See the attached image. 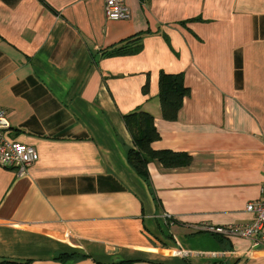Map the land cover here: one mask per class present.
<instances>
[{"label":"crops","instance_id":"1","mask_svg":"<svg viewBox=\"0 0 264 264\" xmlns=\"http://www.w3.org/2000/svg\"><path fill=\"white\" fill-rule=\"evenodd\" d=\"M125 3L110 21L104 0H0L4 136L39 155L22 175L0 167V259L264 264V228L257 243L208 229L252 223L264 188V0ZM162 75L188 89L176 120ZM136 112L155 119V151L191 163L140 175Z\"/></svg>","mask_w":264,"mask_h":264},{"label":"trees","instance_id":"2","mask_svg":"<svg viewBox=\"0 0 264 264\" xmlns=\"http://www.w3.org/2000/svg\"><path fill=\"white\" fill-rule=\"evenodd\" d=\"M127 52L130 50L118 48L111 54ZM160 85L163 117L171 121L176 120L188 93V89L184 85V77L183 75H162ZM124 122L135 145V149L129 152V163L140 175L147 174L148 159L157 160L168 169L184 167L191 163V157L186 153L171 150L155 151L152 148V145L161 139L152 115L146 112H136L124 116ZM65 258H71V256L65 254L58 259L64 260ZM0 264H31V262L0 259Z\"/></svg>","mask_w":264,"mask_h":264},{"label":"built area","instance_id":"3","mask_svg":"<svg viewBox=\"0 0 264 264\" xmlns=\"http://www.w3.org/2000/svg\"><path fill=\"white\" fill-rule=\"evenodd\" d=\"M126 0H104L105 14L110 21H124L130 18V10ZM10 129L6 113L0 109V167L16 168L19 174L26 173L27 168L39 159L38 152L30 146L8 140L4 133ZM247 211L253 213L252 223L245 226H229L226 228L208 227L216 234L223 236H239L257 243L264 228V188L260 200L248 204Z\"/></svg>","mask_w":264,"mask_h":264}]
</instances>
